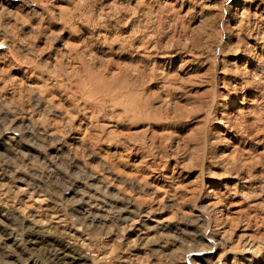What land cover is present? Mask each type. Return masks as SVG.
Wrapping results in <instances>:
<instances>
[{"label":"rangeland","instance_id":"rangeland-1","mask_svg":"<svg viewBox=\"0 0 264 264\" xmlns=\"http://www.w3.org/2000/svg\"><path fill=\"white\" fill-rule=\"evenodd\" d=\"M0 264H264V0H0Z\"/></svg>","mask_w":264,"mask_h":264},{"label":"bare ground","instance_id":"bare-ground-1","mask_svg":"<svg viewBox=\"0 0 264 264\" xmlns=\"http://www.w3.org/2000/svg\"><path fill=\"white\" fill-rule=\"evenodd\" d=\"M133 223V222H132ZM164 221L163 220H160V221H155V226H164ZM145 233V232H144ZM60 249V248H59ZM63 254V252H62ZM66 255H63L62 257H65ZM61 258V257H60Z\"/></svg>","mask_w":264,"mask_h":264}]
</instances>
